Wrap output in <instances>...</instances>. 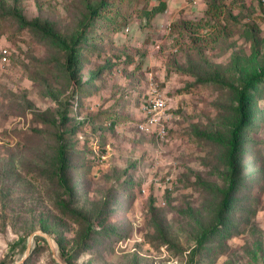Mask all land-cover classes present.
Masks as SVG:
<instances>
[{"label":"rangeland","instance_id":"obj_1","mask_svg":"<svg viewBox=\"0 0 264 264\" xmlns=\"http://www.w3.org/2000/svg\"><path fill=\"white\" fill-rule=\"evenodd\" d=\"M100 1L0 0V264H264V0Z\"/></svg>","mask_w":264,"mask_h":264},{"label":"trees","instance_id":"obj_2","mask_svg":"<svg viewBox=\"0 0 264 264\" xmlns=\"http://www.w3.org/2000/svg\"><path fill=\"white\" fill-rule=\"evenodd\" d=\"M125 1L127 3H142L144 1V3H142V6L140 7L139 15L144 16L146 19H151L157 14L165 12L168 7V0H156V2L153 4L150 3V0H101L98 5L90 7V18L93 22L91 23V26H99L100 28L106 30V25L112 26L113 29H118L122 24L127 23L128 13L124 8ZM223 12L224 9L220 5H218L216 2L209 1L207 13L211 18L221 16ZM249 81L251 82V85L254 86H256L260 82L264 84V71L258 75H255L254 77L249 78ZM244 95L245 89L241 92V104L239 107L240 110H243L245 108ZM242 120L243 117H241L240 123L242 122ZM238 129L236 127L232 133L231 144L233 150H235L238 145ZM59 158L61 164L59 165L56 173L59 181H62L63 179H65V174L67 171L65 165L68 163V160L64 154L63 145L60 146ZM232 188L233 185H231L230 189ZM226 205L227 202H224V206ZM71 218H73V215L71 216ZM40 225L46 231H49L51 229V225L47 222L40 223Z\"/></svg>","mask_w":264,"mask_h":264},{"label":"built area","instance_id":"obj_3","mask_svg":"<svg viewBox=\"0 0 264 264\" xmlns=\"http://www.w3.org/2000/svg\"><path fill=\"white\" fill-rule=\"evenodd\" d=\"M168 106L166 94L151 83L147 98L142 102V112L144 119L139 123V128L143 131H154L160 136L165 135V115ZM146 192L145 187L142 188Z\"/></svg>","mask_w":264,"mask_h":264},{"label":"water","instance_id":"obj_4","mask_svg":"<svg viewBox=\"0 0 264 264\" xmlns=\"http://www.w3.org/2000/svg\"><path fill=\"white\" fill-rule=\"evenodd\" d=\"M34 235L45 236V237L48 239V241L50 242V237L47 236L44 232H42V231H35V232H33V233L30 235V237H29V242H28V247H27V252H26V254L24 255V257H23L20 261H18V262L15 263V264H21V263L27 258L28 254H29V250H30L31 243H32V239H33ZM50 243H51V242H50ZM54 255H55L57 261H58L60 264H66L64 261H62L61 259H59V258L56 256V254H54Z\"/></svg>","mask_w":264,"mask_h":264}]
</instances>
